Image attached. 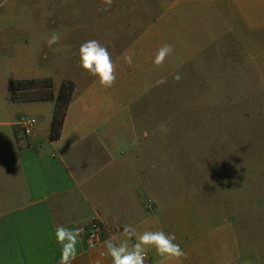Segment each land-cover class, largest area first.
<instances>
[{"label": "rangeland", "instance_id": "rangeland-1", "mask_svg": "<svg viewBox=\"0 0 264 264\" xmlns=\"http://www.w3.org/2000/svg\"><path fill=\"white\" fill-rule=\"evenodd\" d=\"M104 7L101 0H0V70L25 47L37 71L74 80L81 93L93 87L125 121L119 134L136 138L119 148L131 147L150 167L155 230L174 233L203 262L264 264V0H113ZM53 32L60 40L49 48ZM90 39L112 55L111 88L78 66L79 47ZM166 43L174 52L156 67ZM45 108L27 110L45 115ZM148 253L161 264L154 249ZM185 254L176 264H194Z\"/></svg>", "mask_w": 264, "mask_h": 264}, {"label": "crops", "instance_id": "crops-1", "mask_svg": "<svg viewBox=\"0 0 264 264\" xmlns=\"http://www.w3.org/2000/svg\"><path fill=\"white\" fill-rule=\"evenodd\" d=\"M24 48L1 59L10 61L0 70V264H59L61 248L54 235L58 225L83 228L72 264H111L101 252L109 237L128 239L122 225L134 226L137 234L155 231L156 219L151 223L150 217L158 215L159 204L149 190L150 167L131 147L119 148L120 141L136 138L129 131L119 134L125 121L113 115V102L101 104L93 87L81 93L74 80L61 137L51 142L55 102H13L11 83L51 78L57 95L62 81L70 78L57 81L37 71ZM32 106L47 107L46 114L27 110ZM26 117L37 120L30 135L21 125ZM93 222H100L103 231L99 245L88 249ZM128 242L131 246L134 240ZM183 248L194 264H213L198 258L197 249ZM146 256V264H154L148 251Z\"/></svg>", "mask_w": 264, "mask_h": 264}, {"label": "clouds", "instance_id": "clouds-1", "mask_svg": "<svg viewBox=\"0 0 264 264\" xmlns=\"http://www.w3.org/2000/svg\"><path fill=\"white\" fill-rule=\"evenodd\" d=\"M101 3L106 6L102 10L107 11L113 4V0H101ZM59 40L60 35L53 32L46 39V44L49 48H52ZM173 52L174 47L172 44L162 45L157 49L154 56V66H162ZM78 57V66L95 77L100 86L111 88L115 85L117 79L116 66L106 46L95 39L87 40L80 45ZM124 59L128 64L132 63L131 56L125 55ZM174 79L179 81L181 76L177 74ZM164 82L163 80L160 81V83ZM161 128L166 131L163 125H161ZM122 232L128 238L127 240L118 242L115 238L109 237L104 242L106 250L101 252V256L109 257L111 264H146V253L150 249H154L156 254L161 257V264H169V261H179L186 256L180 244L176 243L177 237L174 233H166L163 230H146L137 234L136 228L130 224L122 225ZM82 233V227L56 226L55 240L61 248L59 264H72L77 258V245L80 242ZM129 240H134L131 246ZM96 264H101V262L97 260Z\"/></svg>", "mask_w": 264, "mask_h": 264}, {"label": "trees", "instance_id": "trees-1", "mask_svg": "<svg viewBox=\"0 0 264 264\" xmlns=\"http://www.w3.org/2000/svg\"><path fill=\"white\" fill-rule=\"evenodd\" d=\"M11 90L13 102H55V113L49 140L51 142L59 140L66 113L75 91L73 80L62 81L57 95L54 94V83L51 78L14 81L11 83Z\"/></svg>", "mask_w": 264, "mask_h": 264}, {"label": "built area", "instance_id": "built-area-1", "mask_svg": "<svg viewBox=\"0 0 264 264\" xmlns=\"http://www.w3.org/2000/svg\"><path fill=\"white\" fill-rule=\"evenodd\" d=\"M21 125L26 135H30L37 126V120L33 117H26L22 120ZM103 226L100 222H93L90 225L89 233L87 235V248L93 249L97 247L101 241V234ZM147 260V256L145 257Z\"/></svg>", "mask_w": 264, "mask_h": 264}]
</instances>
